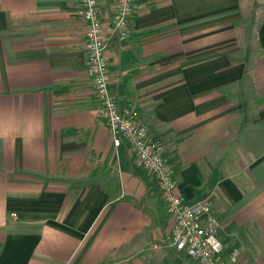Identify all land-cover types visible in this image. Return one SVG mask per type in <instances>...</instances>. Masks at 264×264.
<instances>
[{
  "label": "crops",
  "instance_id": "obj_1",
  "mask_svg": "<svg viewBox=\"0 0 264 264\" xmlns=\"http://www.w3.org/2000/svg\"><path fill=\"white\" fill-rule=\"evenodd\" d=\"M109 89L207 199L234 264H264V0H97ZM78 0H0V264H196L157 185L99 117Z\"/></svg>",
  "mask_w": 264,
  "mask_h": 264
},
{
  "label": "built area",
  "instance_id": "obj_2",
  "mask_svg": "<svg viewBox=\"0 0 264 264\" xmlns=\"http://www.w3.org/2000/svg\"><path fill=\"white\" fill-rule=\"evenodd\" d=\"M115 5L111 35L124 39L128 35L133 5L136 0H112ZM77 15L84 23V48L87 74L99 103V117L113 145L125 142L140 165L154 179L173 227L169 245L185 253L196 264H234L239 249L223 256L224 246L218 238L220 223L211 211L210 202L202 199L187 203L173 181V165L166 155L165 143L153 136L141 123L132 107L120 109L112 96L109 84L108 37H106L97 0H78Z\"/></svg>",
  "mask_w": 264,
  "mask_h": 264
}]
</instances>
